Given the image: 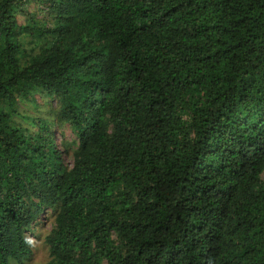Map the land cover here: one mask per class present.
I'll list each match as a JSON object with an SVG mask.
<instances>
[{
	"label": "trees",
	"instance_id": "trees-1",
	"mask_svg": "<svg viewBox=\"0 0 264 264\" xmlns=\"http://www.w3.org/2000/svg\"><path fill=\"white\" fill-rule=\"evenodd\" d=\"M0 0V264H264V0ZM45 38L29 59L19 35ZM43 88L78 145L12 122Z\"/></svg>",
	"mask_w": 264,
	"mask_h": 264
},
{
	"label": "rangeland",
	"instance_id": "rangeland-1",
	"mask_svg": "<svg viewBox=\"0 0 264 264\" xmlns=\"http://www.w3.org/2000/svg\"><path fill=\"white\" fill-rule=\"evenodd\" d=\"M47 5L48 2L45 0H25L14 9L17 22L19 24L30 23L33 27L43 23L51 25L54 12ZM19 38L24 52L22 60H27L35 54L45 34L34 29L31 32L22 31ZM13 107L15 111L12 115V122L27 127L29 132H35L41 122H46L52 131L53 138L62 150L64 162L66 165L71 164L78 139L72 126L59 116L60 102L57 96L37 87L18 94L13 101ZM54 216V208H44L32 228L27 231V237L31 241V252L24 258V264L47 263L50 254L45 235L54 224ZM9 264H18V262L11 260Z\"/></svg>",
	"mask_w": 264,
	"mask_h": 264
}]
</instances>
